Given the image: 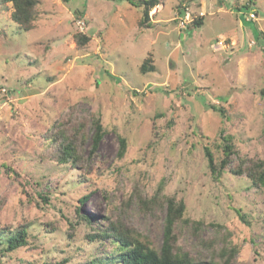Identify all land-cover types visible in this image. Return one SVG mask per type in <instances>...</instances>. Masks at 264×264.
Masks as SVG:
<instances>
[{
    "label": "rangeland",
    "instance_id": "374dc122",
    "mask_svg": "<svg viewBox=\"0 0 264 264\" xmlns=\"http://www.w3.org/2000/svg\"><path fill=\"white\" fill-rule=\"evenodd\" d=\"M159 1L142 26L124 0H40L29 32L0 6V228L29 225L38 238L0 264L104 257L109 243L85 239L113 224L160 250L167 207L148 201L162 184L161 197L184 200L183 219L203 223L177 224L180 246L203 259L234 247L232 264H264V189L229 170L214 180L204 153L220 156L224 132L240 157L264 161V0H189L185 15L180 0ZM77 33L91 37L82 50ZM150 54L156 72L142 74ZM93 116L105 129L96 154L90 140L79 166L53 162L55 125Z\"/></svg>",
    "mask_w": 264,
    "mask_h": 264
},
{
    "label": "trees",
    "instance_id": "16d2710c",
    "mask_svg": "<svg viewBox=\"0 0 264 264\" xmlns=\"http://www.w3.org/2000/svg\"><path fill=\"white\" fill-rule=\"evenodd\" d=\"M118 1V0H111ZM131 6L136 7L141 15V25L149 26L150 12L161 4L159 0H124ZM189 0H180L177 9L181 15H185L186 4ZM195 1V0H190ZM189 1V2H190ZM252 2V1H251ZM249 2L250 4H252ZM40 0H0V6L3 9L11 10V19L24 32L32 31L35 28V22L39 16L38 7ZM184 10V11H182ZM204 19H194L191 26L188 28L199 29L203 26ZM264 37V34L259 33ZM76 47L79 49L85 48L91 41V37L77 33L74 35ZM142 74L156 72V65L152 54L148 55L140 66ZM225 117V109L215 108ZM90 122L88 120L82 121L79 124L68 125L61 121L55 125V132L48 135L50 140L49 158L58 165H73L79 166L83 160L84 148L88 141L91 142L90 154H96L99 144L104 137L105 129L99 117L93 116L90 124V132H87V126ZM219 157L210 147H204V153L208 161V167L212 178L218 181L226 170L232 174L243 176L245 175L251 180L255 188L264 189V161L247 159L240 157L235 149L232 138L221 132L220 135ZM127 145L124 138L121 139V149L119 157L122 158L126 153ZM237 161V162H235ZM235 162V163H234ZM164 190L163 184L159 187V194L155 195L148 202L162 198V201L167 207V216L164 230L163 243L160 250H157L153 244L144 239V237L130 227L113 224L110 228L94 227L93 233L87 235L85 241L91 244H99L104 246L109 243L112 246L110 253L103 257V252L100 256L91 257L90 260L84 264H232L233 259L237 253L236 248H223L219 253H214L210 259H203L200 256L192 255V253L178 244V238L175 235V228L179 223L192 224L194 226L203 225L202 222L190 221L184 218L185 203L184 200H178L175 196H164L160 194ZM90 196L85 194L78 202L83 204ZM48 200L47 197H45ZM142 203H147L142 200ZM154 203V202H153ZM80 207H76L78 217L87 222L90 226L94 222L91 216H84L80 212ZM240 213V212H239ZM242 218L243 215L240 214ZM50 226V225H48ZM31 226L25 225L12 229L10 226L0 228V257L10 258L18 253L21 249L31 246L38 240L37 236L33 235L29 228ZM67 262V261H66Z\"/></svg>",
    "mask_w": 264,
    "mask_h": 264
},
{
    "label": "built area",
    "instance_id": "2783aa9c",
    "mask_svg": "<svg viewBox=\"0 0 264 264\" xmlns=\"http://www.w3.org/2000/svg\"><path fill=\"white\" fill-rule=\"evenodd\" d=\"M187 17L189 18V13L187 12ZM77 25H78V27H79V29L81 30V31H83L84 29H85V23H84V21H82V20H78L77 21Z\"/></svg>",
    "mask_w": 264,
    "mask_h": 264
}]
</instances>
